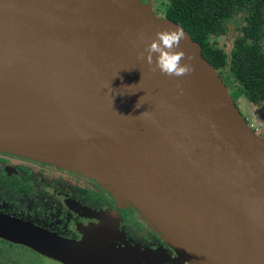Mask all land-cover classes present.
I'll use <instances>...</instances> for the list:
<instances>
[{"label":"water","instance_id":"1","mask_svg":"<svg viewBox=\"0 0 264 264\" xmlns=\"http://www.w3.org/2000/svg\"><path fill=\"white\" fill-rule=\"evenodd\" d=\"M177 27L140 0H0V151L107 182L189 262L264 264V139L183 28L191 74L138 58ZM0 237L127 263L1 215Z\"/></svg>","mask_w":264,"mask_h":264},{"label":"flooded vegetation","instance_id":"2","mask_svg":"<svg viewBox=\"0 0 264 264\" xmlns=\"http://www.w3.org/2000/svg\"><path fill=\"white\" fill-rule=\"evenodd\" d=\"M246 15L245 10H239L226 18L224 25L231 38L239 33ZM235 16L237 20H234ZM262 47L264 49V40ZM247 102L264 111V104ZM46 213L48 221L51 215L54 216L56 229L33 226L110 260L120 257L127 261L121 264H194L185 260L148 221L139 218L125 202L98 183L47 163L0 151V215L23 221L19 219L23 214L43 216ZM72 239H86L90 246ZM0 243L5 246L0 247V253L11 251L16 256H23L20 260L5 261L6 264H35L38 259L41 262L48 259L52 264H69L22 243L2 237ZM104 248L116 255L113 258L107 256Z\"/></svg>","mask_w":264,"mask_h":264},{"label":"trees","instance_id":"3","mask_svg":"<svg viewBox=\"0 0 264 264\" xmlns=\"http://www.w3.org/2000/svg\"><path fill=\"white\" fill-rule=\"evenodd\" d=\"M239 10L247 15L231 38L224 22ZM163 17L181 25L198 44L232 101L243 96L264 104V0H168Z\"/></svg>","mask_w":264,"mask_h":264},{"label":"rangeland","instance_id":"4","mask_svg":"<svg viewBox=\"0 0 264 264\" xmlns=\"http://www.w3.org/2000/svg\"><path fill=\"white\" fill-rule=\"evenodd\" d=\"M142 2L143 3H149L150 10L152 11V13L156 17H163V13H164V10H165V7H166L168 0H142ZM237 19H238L237 16H235L234 20H237ZM233 101H234V105L238 109L239 113L245 119V122L247 125L252 124L254 126H257V127L260 126V127L264 128V122H262L259 118L260 117L259 115H261V118L264 116V111H260L258 108H256V106H254L251 103H248L244 97H238ZM2 152H4V151H2ZM33 160H35V159H33ZM36 161H39V160H36ZM39 162L47 163V162H42V161H39ZM47 164H50V163H47ZM50 165L54 166L56 168H59V169L66 170V171L71 172V173L81 175L82 177H85L86 179H88L90 181L98 183L102 188L107 190L109 193H113L114 195L116 193L114 188L111 185H109L107 182H104L101 179L95 178L94 176H91L85 172L84 173L83 172H76L72 169L63 168V167H60L58 165H53V164H50ZM117 193L118 194H116L117 195L116 197L119 201L125 202L127 204V206L130 209H132L137 214V216H139V218H141L145 221H148L146 219L145 215L125 195H122L121 193H119V191H117ZM47 215H48V213L44 214L43 216H37V215L27 216V215L23 214V216H20L19 219H21L25 222H28L32 225H36V226H40V227H44V228H48V229L50 228L52 230H55L56 226H55V224H53L54 216L51 215V217L49 218V221H48ZM149 224L156 231H158L151 223H149ZM73 241H75L77 243H79L80 241H83L82 242L83 245L90 246V244L88 243V241H86V239L73 240ZM3 244H4V242H3ZM3 244L0 243V247L5 248V246ZM104 249H103L104 250L103 252H105L107 256L113 258L116 255V252L111 251V250L106 249V248H104ZM35 251L39 252L40 250L35 249ZM21 258H23V256H19V255L16 256L11 251H8V253H6V254H4L2 252V253H0V264H6V262L9 263L12 259L20 260ZM50 262L51 261L48 259L43 260L42 262H41V260L39 261V259H38L35 264H52ZM22 264H26V263L23 262Z\"/></svg>","mask_w":264,"mask_h":264},{"label":"clouds","instance_id":"5","mask_svg":"<svg viewBox=\"0 0 264 264\" xmlns=\"http://www.w3.org/2000/svg\"><path fill=\"white\" fill-rule=\"evenodd\" d=\"M182 28L158 31L146 45L144 52L138 58L146 61L152 70H158L169 77H183L192 73L191 57L179 49L180 41L184 39ZM155 57V58H154ZM182 61H185L182 63Z\"/></svg>","mask_w":264,"mask_h":264},{"label":"built area","instance_id":"6","mask_svg":"<svg viewBox=\"0 0 264 264\" xmlns=\"http://www.w3.org/2000/svg\"><path fill=\"white\" fill-rule=\"evenodd\" d=\"M252 130L253 132L258 135L259 137L263 138L264 139V128L263 127H257V126H254L252 124H249L248 125Z\"/></svg>","mask_w":264,"mask_h":264},{"label":"crops","instance_id":"7","mask_svg":"<svg viewBox=\"0 0 264 264\" xmlns=\"http://www.w3.org/2000/svg\"><path fill=\"white\" fill-rule=\"evenodd\" d=\"M260 117V120L262 121V122H264V116L261 118V115H259Z\"/></svg>","mask_w":264,"mask_h":264}]
</instances>
